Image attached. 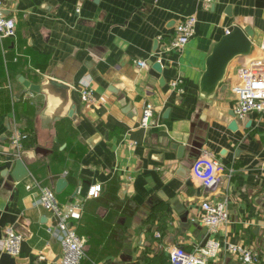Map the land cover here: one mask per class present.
Returning <instances> with one entry per match:
<instances>
[{"label": "crops", "instance_id": "crops-1", "mask_svg": "<svg viewBox=\"0 0 264 264\" xmlns=\"http://www.w3.org/2000/svg\"><path fill=\"white\" fill-rule=\"evenodd\" d=\"M0 1L15 21V36L0 40V95L9 104L8 111L0 104V240L9 227L22 236L16 256L0 251V264H57L61 255L60 235L46 233L56 217L34 190L24 189L31 179L53 190L64 213L100 186L69 222L85 239L86 264H169L174 247L189 251L206 237L221 245L207 264H238L227 244L254 251L264 264V112L235 119L229 129L237 70L264 59V0H212L208 8L202 0ZM186 16L196 20L192 38L179 52L162 53ZM232 25L251 32L250 51L231 59L221 83L206 94L199 85L205 60ZM134 60L146 67L136 69ZM156 60L163 84L153 76ZM19 76L68 85V104L28 92ZM86 77L92 104L78 97ZM176 79L179 92L169 86ZM144 104L157 126H138ZM14 130L30 136L22 141L27 175L19 181L11 176L17 159L9 156ZM173 146L182 147L180 157ZM202 151L222 166L213 184L191 173ZM59 178L66 184L55 193ZM205 200L224 202L227 219L213 235L199 223L190 232L177 213L181 208L198 222Z\"/></svg>", "mask_w": 264, "mask_h": 264}, {"label": "built area", "instance_id": "built-area-1", "mask_svg": "<svg viewBox=\"0 0 264 264\" xmlns=\"http://www.w3.org/2000/svg\"><path fill=\"white\" fill-rule=\"evenodd\" d=\"M212 0H202L204 8H208ZM194 16H186L176 21L173 34L161 49L162 53L179 52L192 38L195 26ZM15 36V21L5 16L0 8V40L13 38ZM159 63V60H156ZM133 65L141 70L146 67L144 60H134ZM180 80L176 79L169 83L172 90L179 92ZM233 97L232 113L234 119L242 120L249 113L261 114L264 112V59L253 60L247 65L239 68L236 79L231 87ZM78 97L84 104H92L94 101L93 91L88 77L79 81ZM141 128L157 126L152 117V107L144 104L138 123ZM26 139L25 134L12 131L8 136L10 157L19 159L22 150V141ZM222 166L207 151H202L191 166L192 175L202 182L203 185L213 184L216 181L215 172ZM25 191H35L39 205L57 218L53 227L48 226L46 233L52 236L60 235L61 255L57 264H80L85 258V239L79 237L70 221L79 218L82 203L85 199L97 197L100 186L95 185L87 189L83 198L78 199L72 206V211L64 213L59 208L52 189L40 185L31 179L24 184ZM264 196V192H263ZM201 214L198 223L206 229L208 235H213L217 226L226 222V212L223 201L205 200L200 203ZM155 237H159L156 233ZM22 236L14 228L9 227L4 231L0 240V251L11 256H16ZM226 250L236 256L238 264H258V258L254 251L239 245L225 246ZM221 249L220 243L215 238L207 237L200 245L194 246L186 251L181 247H174L168 253L169 264H207L215 260Z\"/></svg>", "mask_w": 264, "mask_h": 264}, {"label": "water", "instance_id": "water-1", "mask_svg": "<svg viewBox=\"0 0 264 264\" xmlns=\"http://www.w3.org/2000/svg\"><path fill=\"white\" fill-rule=\"evenodd\" d=\"M1 2L2 1H0V3ZM250 36L251 32L247 28H239L238 26L232 25L226 29L225 34L218 40V42L214 44L210 51V54L205 60V68L199 81L200 88L203 90V92L209 94L214 90L217 84L221 83L225 68L231 61V59L236 56H245L249 53L251 48V43L249 41ZM151 69L154 73L153 76L159 79V83L163 84L162 79L159 77V74L161 72V65L155 62L152 65ZM17 81L25 90L30 93L38 94L42 91L58 98L61 106L68 104L69 86L62 82H58L51 78H46L43 84H32L21 76L17 77ZM224 89L225 86L221 85L219 91L221 92ZM67 116H72L70 110L67 112ZM230 116L232 118V121L229 124V129H233L236 127V121L234 119L233 113H231ZM172 148L176 150V157H180V153L183 150L182 147L173 146ZM26 175L27 172L21 160H15L13 172L11 174L12 178L15 181H19ZM65 184L66 183L64 178H59L54 184L55 193H59L64 188ZM177 213L180 215L179 221L187 230L189 229V227H192V230H190L191 228L189 229L190 232H192L193 229L198 226V222L196 220L188 221L187 211H184L181 208H177ZM186 225H188V227H186ZM204 231L205 229H203L202 232Z\"/></svg>", "mask_w": 264, "mask_h": 264}, {"label": "trees", "instance_id": "trees-1", "mask_svg": "<svg viewBox=\"0 0 264 264\" xmlns=\"http://www.w3.org/2000/svg\"><path fill=\"white\" fill-rule=\"evenodd\" d=\"M0 104H1V107L4 109V110H6V111H8L9 110V104H8V101H7V96L5 95V94H3V93H1V95H0ZM41 106H42V103H41V101H39V102H37L36 104H35V106H34V110H33V113L35 114L40 108H41ZM29 133V132H28ZM26 134H27V132H26ZM28 135V134H27ZM29 138H30V136H28ZM29 138H27V136H26V141L28 142L30 139ZM82 207H83V204H82ZM82 210V209H81ZM86 255V254H85ZM87 262L83 259L81 262H80V264H86Z\"/></svg>", "mask_w": 264, "mask_h": 264}]
</instances>
